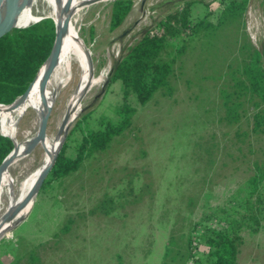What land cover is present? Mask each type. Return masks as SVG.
I'll return each instance as SVG.
<instances>
[{"label":"rangeland","instance_id":"obj_1","mask_svg":"<svg viewBox=\"0 0 264 264\" xmlns=\"http://www.w3.org/2000/svg\"><path fill=\"white\" fill-rule=\"evenodd\" d=\"M114 1L94 0L90 4L84 0L72 1L79 5L76 26L93 53L97 71L109 62L112 67L146 28L154 26L171 8L182 9L183 2L189 0L177 4H173L174 0H132L128 17L112 30ZM194 1L192 19L197 20L209 11L215 24L211 43L202 44L196 36L188 34V28L183 29L181 37L173 39L176 47L182 45V39L190 46L180 59L173 49L166 53L176 70L171 79L174 93L167 96L159 91L146 104L130 93L129 101L137 110L132 130L107 151L87 157L76 172L39 190L26 217L20 219L22 214H15L16 224L0 238V264H183L186 261L192 264L187 259L188 239L197 223L196 253L206 258V247L200 237L205 232L204 225L220 229L229 217L236 215L230 198L250 176L252 162L264 140L255 141V151L248 147L240 150L235 144L236 128L219 122L215 110L217 84L231 57L228 41L236 33V25L228 19L218 25L222 0ZM263 4L264 0H250L245 23L253 43L264 52ZM44 8L45 4L39 3L35 13L47 16ZM108 77L109 74L100 87L86 93L82 113L71 115L72 125L67 133L71 139L69 156L76 155L83 134L97 128L100 120L118 119L123 84L116 81L106 88ZM78 81L79 72L74 66L72 80L62 86L50 112L49 136L58 133L57 122ZM38 101L39 93L34 102L12 112L23 116L18 125L20 140L30 129ZM85 115L89 117L82 122ZM200 136H215L219 141L212 168L205 164L203 153L196 146ZM41 155L42 151L37 149L28 158L15 162L6 178L21 180L37 165ZM3 176L4 172L0 180ZM17 187L16 182L13 191ZM130 187L133 192L114 205V209L108 212L96 209L106 195L118 197ZM8 199L7 189L0 214ZM68 217L73 219L71 228L61 232ZM262 217L258 232L242 230L245 241L238 264H264V208Z\"/></svg>","mask_w":264,"mask_h":264},{"label":"trees","instance_id":"obj_2","mask_svg":"<svg viewBox=\"0 0 264 264\" xmlns=\"http://www.w3.org/2000/svg\"><path fill=\"white\" fill-rule=\"evenodd\" d=\"M181 1L174 0L173 4ZM222 1L223 7L218 25L228 19L230 24L236 25V33L228 41L231 57L220 83L217 84L218 101L215 110L220 116V123L236 128L237 147L240 150L248 147L249 150L255 151V141L258 143L264 140V52L253 43L246 30L245 15L250 0ZM183 3L182 9L171 8L163 18L155 22L154 26L146 28L139 39L127 46L122 55L113 62L106 88L116 81L123 84V102L118 110V119L103 118L97 128L86 131L73 157L67 154L71 139L66 137L40 191L49 187L52 181L76 172L87 157L107 151L132 130L137 110L129 101L130 93L135 94L142 104L150 101L159 91H164L167 96L174 93L171 79L175 76L176 70L173 63L165 57L166 53L173 49L176 57L180 59L188 53L190 46L182 39V45L176 47L173 39L181 37L183 29L188 28V34L196 36L202 44L209 45L215 25L209 11L197 20L192 19L194 0ZM132 7V0L113 2L112 30L122 25ZM44 15L54 17L53 4ZM50 17L40 20L43 17L39 16L30 21L19 19L16 25L26 27L14 29L0 38V104H2L0 106L12 104L34 81L49 58L56 39V25ZM89 115H85L81 121H86ZM196 146L203 153L205 164L212 168L216 163V153L220 146L217 138L200 136ZM14 148V141L0 133V165ZM26 158L28 157L17 161ZM17 161L12 162L8 170ZM129 192H133L132 187L128 188V191L120 192L118 197L106 195L99 201L96 209L103 212L114 209ZM230 203L237 216L229 217L225 226L220 229L204 225L205 232L200 237L206 247L205 259L200 258L196 253L198 229L197 233L195 230L199 223L193 228L188 239L187 257L188 260L193 261L192 264H238L239 254L245 241L242 230L247 228L256 233L262 226L264 144L260 145L256 152L250 176L232 195ZM72 223V217H68L61 232L69 231ZM183 264L190 263L186 261Z\"/></svg>","mask_w":264,"mask_h":264},{"label":"bare ground","instance_id":"obj_3","mask_svg":"<svg viewBox=\"0 0 264 264\" xmlns=\"http://www.w3.org/2000/svg\"><path fill=\"white\" fill-rule=\"evenodd\" d=\"M18 1L21 5V10L17 20L21 19L30 21L39 17L40 15H38L37 12L35 13V8L39 5V3L45 4L43 13L53 4V6H55V14L53 18L60 28L68 20V16L64 11L67 3L70 2L69 26L68 30L63 35L60 54L56 60V64L54 65L46 89L41 91V81L48 69L47 64L43 66L38 78L25 93L17 107L10 108L6 105L0 106V133L11 137L15 141L16 148L14 151V161L31 156L37 149L42 151L41 158L37 165L25 174L19 181L12 180L11 177L6 178L7 171L10 173V170H8L9 166L4 167L1 170L0 177L2 172H4V176L0 180V206L7 189L9 192V199L5 210L2 214H0V218L5 216L3 221L0 222V238L5 236L16 224V222H13V218L16 213H21L22 216L20 219H22L30 212L35 202L38 180L42 172L52 162L59 150L61 138L57 137V134L49 136L48 132L45 136H43L40 132V128L45 121H48L50 112L59 96L60 89L72 80L74 75V66H76V69L79 72L78 85L71 95L67 108L63 111L64 113L61 119H58L59 122H57V126L60 129L63 119L68 113L70 117L66 131H68L72 125V113L79 114L81 112L82 100L86 95L85 94L84 97H82L84 92L87 90V93L91 89L100 87L104 84L111 69V63L109 62L100 71H97L96 64L93 60V53L91 49L87 47L77 29L76 24L79 19L77 15H79L78 13L80 8L78 4L72 2L73 0ZM8 17L9 14L6 0H0V28L5 25ZM37 93H39V101L34 111L35 117L29 126L30 129L25 132V137H23L24 139L20 140L18 138V125L23 116L22 113L21 115L16 116L12 114V112L18 107H25L26 105L34 102V98ZM16 182L18 183V187L16 191H13Z\"/></svg>","mask_w":264,"mask_h":264},{"label":"water","instance_id":"obj_4","mask_svg":"<svg viewBox=\"0 0 264 264\" xmlns=\"http://www.w3.org/2000/svg\"><path fill=\"white\" fill-rule=\"evenodd\" d=\"M93 1L94 0H88L86 2V4H90ZM6 3H7V8H8L9 18H8L7 22L5 23V25L2 28H0V38L3 37L6 34L12 32L14 29L26 27V26L16 25V21H17L18 15H19L20 10H21V5H20L19 1L18 0H6ZM69 7H70V2L67 3L66 8H65V11H64L65 14L68 16L67 17L68 20L66 21V23L64 25H62L61 28L57 25V23L55 22V20H54L53 17L47 16V17H43V18L40 19V20H42L44 18L50 17V18H52L54 20L55 25H56V39H55V43H54V46H53V49H52V52H51L49 58L44 63V65L47 64V68L48 69H47V71H46V73L43 76L42 81H41V87H42V89H45V86H46V84H47V82H48V80L50 78V75L52 73V70L54 68V65L56 64V60L58 59V56L60 54V50H61V46H62L63 35L68 30V26H69ZM40 20H38V21H40ZM27 26H29V25H27ZM91 65H92V61H91ZM43 66H42V68H43ZM41 69H40V71H41ZM40 71H39L37 77L34 79V81L29 85V87L19 97H17V99L12 104H9V105H6V106H9L10 108H15V107L18 106V104L21 102L22 98L24 97L25 93L28 91V89L31 87V85L38 78V76L40 74ZM86 91L84 92V94L82 95V97H84V95L86 94ZM0 105H2V104H0ZM69 117L70 116L67 113L65 115V117L63 119V122H62V125H61V127H60V129H59V131L57 133V137L61 138L59 150H58L57 154L55 155V157L53 158L52 162L42 172V174H41V176H40V178L38 180V184L36 186V195H37L38 191L40 190V187L43 184L45 178L47 177V175L51 171V169H52V167H53V165L55 163V160H56V158H57V156H58V154H59V152H60V150L62 148V145H63L64 141L66 140L67 133H68V131H66V128L68 127ZM47 124H48V121H45L43 123L42 127L40 128V132H41V134L43 136L46 135V132H47ZM14 143H15V141H14ZM15 148L5 158V160L3 161V163L0 165V174H1L2 168L9 166L14 161V159H15V156H14Z\"/></svg>","mask_w":264,"mask_h":264}]
</instances>
